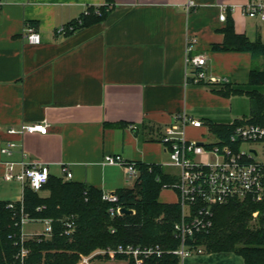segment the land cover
Here are the masks:
<instances>
[{"label":"crops","instance_id":"obj_1","mask_svg":"<svg viewBox=\"0 0 264 264\" xmlns=\"http://www.w3.org/2000/svg\"><path fill=\"white\" fill-rule=\"evenodd\" d=\"M251 1L264 0H8L0 8V202L23 200L22 184L6 181L4 174L6 163L22 161L24 152L28 161L50 164L52 175L59 177L61 164H67L72 181L116 192L134 184L124 166L105 164V156L161 166L177 176L178 170L167 166L164 136L207 143L216 139L212 124L247 120L228 109L238 96H248L220 91L245 86L251 70L263 67V58L213 47L224 43L228 21L237 34L264 43V21L244 11ZM90 6L109 11L74 33H56ZM223 8L226 21L220 20ZM27 26L36 29L41 43L28 42ZM191 38L197 42L187 52ZM198 54L207 58L209 78L228 83L194 84L187 58ZM182 112L205 126L183 127L175 121ZM42 121L49 123L47 134L7 132ZM8 141L18 145L11 154L1 151ZM177 200L171 188L159 195L163 203ZM32 222L43 228L24 233L44 231L43 221ZM90 264L128 261L104 256ZM179 264H245V259L235 252L204 250Z\"/></svg>","mask_w":264,"mask_h":264},{"label":"trees","instance_id":"obj_2","mask_svg":"<svg viewBox=\"0 0 264 264\" xmlns=\"http://www.w3.org/2000/svg\"><path fill=\"white\" fill-rule=\"evenodd\" d=\"M98 8L100 16L94 14ZM89 16H81L83 25L102 20L109 11L107 6H90ZM78 28V29H79ZM225 41L214 46L217 51H248L264 61V43L251 41L237 34L233 22L228 21L224 29ZM220 93L226 96L246 95L253 102L247 121L264 125V63L260 69H252L245 86L232 87ZM214 133L226 137L231 130L229 124H212ZM140 171L131 188L116 191L118 202L103 200V192L84 184L51 175L42 191L43 196L29 188L24 190V212L34 221L52 220L53 234L27 235L24 245L29 250L26 264H78L82 255L98 249L116 248L123 245L147 246L159 244L166 249L178 247L173 226L180 218V207L175 203L159 201L163 188L177 182V176L161 166L135 162ZM0 202V264H20L17 255L21 248L20 214ZM126 208L132 213L115 214L111 208ZM20 203L17 210H20ZM258 206L250 201H232L215 208L213 226L207 233L197 235L195 245L204 246L209 252H235L245 259V264H264V231L254 230L249 222ZM20 212V211H19ZM74 221L72 233H66V223ZM100 254H97L98 257ZM128 264L132 260L123 256ZM179 257L168 254L153 259L151 264H179Z\"/></svg>","mask_w":264,"mask_h":264},{"label":"built area","instance_id":"obj_3","mask_svg":"<svg viewBox=\"0 0 264 264\" xmlns=\"http://www.w3.org/2000/svg\"><path fill=\"white\" fill-rule=\"evenodd\" d=\"M8 0H0V8ZM194 2H189L186 7L190 8ZM249 17H258L264 21V1H251L244 7ZM90 10H86L84 16H89ZM94 14L100 16L102 11L98 8ZM227 8H223L220 20L226 21ZM83 25V18L79 17L56 30L57 34L69 35L74 33ZM26 38L31 44L41 43V36L34 27L27 26ZM195 38L187 42V52H191L196 44ZM187 62L191 65L192 82L201 84L203 82L228 83V80L209 78L204 67L207 58L203 54L189 56ZM175 121L183 127L193 126L201 128L205 122L182 112L175 116ZM231 130L226 137L217 133L212 142L188 140L185 137L164 136L163 144L169 153L170 161L167 166L178 170L177 182L169 187L177 192V204L180 207V218L174 223L173 233L179 244L177 248L166 249L159 244L136 246L119 245L116 248H106L90 256L82 255L80 264H90L97 254L112 259L123 256L132 260L133 264H151L153 259H160L168 254L179 257L182 262L194 254L204 251L203 246L195 245L197 235L207 233L213 226L215 208L228 204L232 201H250L258 206L252 213L255 220H259L264 231V125L252 123L245 119L230 123ZM49 123L47 121L33 124H20L8 129L11 135L23 136L27 133L47 134ZM15 141H8L1 149L3 153L11 154L17 147ZM24 159L18 163H6L4 179L6 181H18L23 188H29L35 192H41L52 175L50 164L40 161H28L27 155L23 153ZM105 164H118L125 167L127 180L134 182L138 179V165L124 159L120 155H107ZM19 165V170H16ZM64 181L71 180L73 174L67 164H61L60 176ZM103 200L116 203L118 195L116 192H103ZM21 205L17 210V204ZM7 207L15 214H20L21 226V248L17 255L20 264H26L29 250L24 245L26 236L31 235L23 232V226L31 220L24 212L22 201L8 202ZM121 207L111 208L112 216L121 215ZM17 211V213H16ZM20 211V212H19ZM44 231L32 235H43L50 238L53 234L52 220L46 219ZM66 233L70 234L75 229V222L66 223Z\"/></svg>","mask_w":264,"mask_h":264},{"label":"rangeland","instance_id":"obj_4","mask_svg":"<svg viewBox=\"0 0 264 264\" xmlns=\"http://www.w3.org/2000/svg\"><path fill=\"white\" fill-rule=\"evenodd\" d=\"M253 109V102L250 98L248 97H241L238 96L235 100V104L233 105V109H228V112L233 116L236 112L239 113V117L241 116H246L249 117L251 115ZM235 117V116H234ZM132 184H134V182H132ZM45 193L48 195L49 193L47 191H41L40 194H42L43 196H46ZM249 225L251 228H253L254 230H257L259 227L261 228V223L259 222V220H255L253 218V216H251ZM43 228V224L41 223H34V222H29L27 224H25L23 226L24 232H31L33 230H41ZM204 250H206V248L203 246ZM103 249H98L96 251H93L91 254L89 255H85V256H90L96 252H99ZM98 257H103L104 255L100 254ZM97 258V257H95ZM105 259H109V260H116V259H120V257H116L114 259L110 258V257H105ZM82 261V256L80 258L79 263ZM78 263V264H79Z\"/></svg>","mask_w":264,"mask_h":264},{"label":"water","instance_id":"obj_5","mask_svg":"<svg viewBox=\"0 0 264 264\" xmlns=\"http://www.w3.org/2000/svg\"><path fill=\"white\" fill-rule=\"evenodd\" d=\"M200 144H202V142H199ZM121 214H126V213H132V210L126 209V208H121L120 209Z\"/></svg>","mask_w":264,"mask_h":264}]
</instances>
